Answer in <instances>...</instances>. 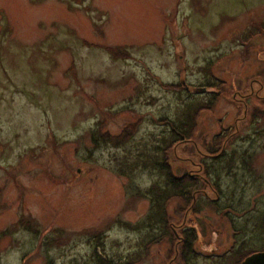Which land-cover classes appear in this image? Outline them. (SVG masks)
Segmentation results:
<instances>
[{
  "label": "rangeland",
  "instance_id": "obj_1",
  "mask_svg": "<svg viewBox=\"0 0 264 264\" xmlns=\"http://www.w3.org/2000/svg\"><path fill=\"white\" fill-rule=\"evenodd\" d=\"M210 102L170 154L181 176L199 174L229 141L234 171L211 175L223 210L168 204L198 229L196 264L264 250L250 205L264 209V0H0V264H98L94 251L174 264L171 240L145 247L160 228L133 193L160 179L163 119Z\"/></svg>",
  "mask_w": 264,
  "mask_h": 264
},
{
  "label": "trees",
  "instance_id": "obj_2",
  "mask_svg": "<svg viewBox=\"0 0 264 264\" xmlns=\"http://www.w3.org/2000/svg\"><path fill=\"white\" fill-rule=\"evenodd\" d=\"M212 104L213 103L210 102L197 105L194 108L188 106L186 108L188 111H186L182 117H178L177 120H169L167 118L163 119V121L169 122L170 124V137L168 138L167 143L160 147L162 152L157 157V159H150V167L159 173L160 179L151 187L145 190L138 188L133 193L134 196L143 197L150 200V210L145 222L150 228H160V232H158V234L154 236L153 239L149 241L147 245H145V247L148 249L153 243L166 238L171 240V242L177 247V254L174 256L175 258H173L172 261L174 264L197 263L200 254L195 250V244L198 241L199 232L197 227L192 222L193 220H189L188 217H184L178 222L171 218V216L168 214V204L173 200L181 201L185 207L184 210H187L189 213L197 212L196 207L197 204H199V201L212 204L221 210H223V207L226 206L220 204V201L223 199L222 196L224 195L223 189L220 187V184L217 181L212 179L211 175L213 174L212 167L214 168L215 164L220 162L228 163L227 166H224L226 168L224 169L225 171H234L230 164L231 159L228 160L230 155L225 152L229 143V141L226 140L227 137H220V135L217 137L218 139H215V144L208 150V152L216 154V156H213V160H210L212 163L207 161H203L201 163L202 171L199 174H192L191 172L187 171L181 176L180 173L174 169L170 159L171 151L176 145L189 142L194 138L195 132L197 131V119L199 112L203 109L211 108ZM261 117H264V113H261ZM126 133L128 134V131H126ZM126 133L123 135V137L119 136L116 140L113 139V142L115 144L127 142L126 140L129 139L130 136L128 135L125 137ZM103 136L109 137L110 135L103 134ZM93 140L95 143H98L99 138L94 135ZM144 161L145 162L142 161V164L147 166L149 162H147L146 159ZM248 162L249 161H247L245 158L243 159L245 167L248 166ZM120 172L122 174H129L130 167H123V169H120ZM207 186L213 190L215 197L212 198L208 195L207 191L205 190ZM258 204L260 203L257 200L251 201L250 204L255 205L254 209H256L254 212V219H256L254 230L257 229L258 223H261V218H264V209L263 211L259 209ZM227 218L231 223L233 218ZM124 224L131 227L133 226L128 221H125ZM26 225L33 229L30 223L26 222ZM262 226L264 228V221L262 222ZM33 230L38 232L39 229ZM255 251H249L240 254L238 250L234 249L230 256H224V254L213 259V261L215 264H226V260L229 259L230 263L234 262V264H239L242 259L246 258L249 254ZM93 254L97 259L98 264H115L114 260L104 257L98 251H94ZM131 263L132 262L130 261H124L117 264Z\"/></svg>",
  "mask_w": 264,
  "mask_h": 264
},
{
  "label": "water",
  "instance_id": "obj_3",
  "mask_svg": "<svg viewBox=\"0 0 264 264\" xmlns=\"http://www.w3.org/2000/svg\"><path fill=\"white\" fill-rule=\"evenodd\" d=\"M241 264H264V251H258L248 255Z\"/></svg>",
  "mask_w": 264,
  "mask_h": 264
},
{
  "label": "flooded vegetation",
  "instance_id": "obj_4",
  "mask_svg": "<svg viewBox=\"0 0 264 264\" xmlns=\"http://www.w3.org/2000/svg\"><path fill=\"white\" fill-rule=\"evenodd\" d=\"M263 195V194H262ZM261 204H263V201L261 202ZM264 221V218H261V223L259 224L258 223V225H257V229H256V231H257V236H258V234H259V236L260 237H262V236H264V228H263V226H262V222ZM261 239V238H260ZM260 251H264V250H260Z\"/></svg>",
  "mask_w": 264,
  "mask_h": 264
}]
</instances>
